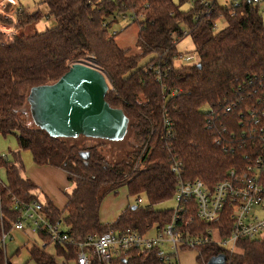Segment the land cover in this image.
Wrapping results in <instances>:
<instances>
[{"label":"trees","instance_id":"trees-1","mask_svg":"<svg viewBox=\"0 0 264 264\" xmlns=\"http://www.w3.org/2000/svg\"><path fill=\"white\" fill-rule=\"evenodd\" d=\"M48 13L30 14L22 7L20 27L55 18L57 25L30 37L6 42L0 32V135L15 136L19 149L0 156L6 180H0V239L25 207L36 203L53 224L76 241L128 229L147 234L165 228L173 210L155 211L154 206L176 196L179 177L172 161L181 164L183 181H202L212 189L229 178L231 170L247 171L264 164V16L262 4L238 0L220 6L217 0H43ZM189 3V8L183 6ZM130 17L140 31L133 55L116 41L111 28L117 17ZM220 18L227 26L218 33ZM1 22L11 23L0 19ZM193 38L198 63L175 66L181 56L178 41ZM151 57L145 65L143 58ZM92 59L109 81L106 101L129 118L128 133L137 146L120 162L111 161L102 145L87 148L78 139L53 138L34 123L28 124V96L32 88L54 84L77 62ZM208 107L207 112L202 108ZM128 135V134H127ZM71 140L75 141L72 143ZM107 142L106 140H102ZM110 142V141H108ZM22 151H29L38 166H52L68 173L74 185L66 194L64 209L50 199H40L39 187L23 176ZM87 152V158L81 156ZM137 163V165H136ZM126 188L129 198L142 199L124 210L114 223H102L104 199ZM194 220L191 235L230 236L231 210L219 221H201L191 202ZM195 229V231H194ZM44 240L47 235L41 234ZM70 249L75 251V247ZM34 264H63L47 251L28 248ZM198 264L225 254L227 264H264V238L244 239L231 251L208 242L197 248ZM62 254V251H59ZM159 248L147 253L131 251L113 264H167ZM73 257V252L68 258ZM6 253L0 246V264ZM92 264H100L93 257Z\"/></svg>","mask_w":264,"mask_h":264},{"label":"built area","instance_id":"built-area-1","mask_svg":"<svg viewBox=\"0 0 264 264\" xmlns=\"http://www.w3.org/2000/svg\"><path fill=\"white\" fill-rule=\"evenodd\" d=\"M190 1L195 4L199 0ZM233 2L237 4L238 0ZM254 2L263 4L264 0ZM11 6L16 7L15 0H0V19L11 20V23L0 21V32L6 35L8 43L14 42L16 37H30L57 25L55 18L44 17L20 27L22 23L18 19L20 10L11 16L9 10ZM179 58L184 62L190 61L186 56L181 55ZM261 131L263 132L261 141L264 144V129ZM258 163L244 172L231 170L227 180L210 189L200 180L183 181L180 178L181 164L172 161V172L179 177L175 196L177 206L165 228L147 234L130 229L123 233L110 231L101 236H88L78 242L71 239L60 226L53 225L42 213V206L35 202L25 207L9 231L2 233L0 246L7 256L5 264H12L6 244L8 240L12 242L15 240L16 233L23 234L25 238L20 251L24 248L27 252L28 248L45 250L63 264H92L94 256L100 264H113L114 258L119 255L127 257L131 251L144 254L156 248L163 251L162 260L167 264H180L179 249H197L208 242L217 243L233 251L240 240L260 239L259 237L264 235V218L255 214L257 208L264 206V164L260 161ZM192 201L195 203L197 217L209 224L219 221L225 209H230L232 219L230 236L225 239L219 238L217 229L210 230L209 237L191 235L187 226L194 220L189 216ZM137 202L143 203L142 199H138ZM29 233L35 235L37 239H31ZM41 234L47 235V240L41 238ZM71 246L75 247V251L70 249ZM51 248L53 252L49 251ZM59 251H62L61 255ZM72 252L73 257L69 259Z\"/></svg>","mask_w":264,"mask_h":264},{"label":"water","instance_id":"water-1","mask_svg":"<svg viewBox=\"0 0 264 264\" xmlns=\"http://www.w3.org/2000/svg\"><path fill=\"white\" fill-rule=\"evenodd\" d=\"M109 81L98 68L80 61L56 83L31 89L28 96L33 123L53 138L123 141L129 118L106 101ZM82 152L83 158L88 157ZM207 264H227L225 254Z\"/></svg>","mask_w":264,"mask_h":264},{"label":"rangeland","instance_id":"rangeland-1","mask_svg":"<svg viewBox=\"0 0 264 264\" xmlns=\"http://www.w3.org/2000/svg\"><path fill=\"white\" fill-rule=\"evenodd\" d=\"M16 5H27L26 7L29 8L30 14H34L36 12H42L43 14L48 13V8L43 0H15ZM177 3L179 0H175ZM219 5L224 7L233 3V0H217ZM189 3L183 6V9L186 10L189 8ZM264 6V3L262 4ZM264 10V9H263ZM264 16V12H263ZM227 26V22L224 18H220L217 22V25L214 28V33H218L223 30ZM140 31L139 25L132 24V20L130 17H117L116 22L113 24L111 28L112 34H117L116 41L122 48H129L131 49V53L133 55H138L140 53L139 49L136 47V42L138 39V33ZM178 52L182 56H186L190 59L189 62H184L179 57H176L174 60L175 66H191L198 63V55L196 53L195 43L193 38L189 35L184 37V39L178 41L177 43ZM151 60V57L143 58L140 62V65H145ZM84 64L97 68L96 63L92 59H86L83 61ZM27 114L28 124L30 126L33 125V120L31 118L29 107H25L23 110ZM203 112L208 111V107L202 108ZM72 143L75 141L71 140ZM78 145L85 146L87 148H91L93 146L102 145L103 152L108 156V158L113 162H120L127 158V153L133 149L134 146H137L134 136L131 133H128L126 138L121 142H105L102 140H94L88 138H80ZM18 142L15 136H2L0 135V156H7L10 155V159H14V152L17 151ZM21 157L23 162L25 163V170L28 171L31 159H30V152L22 151ZM137 165V163H136ZM25 173L23 174V176ZM25 177V176H24ZM0 180L4 183L6 180V172L3 168H0ZM43 197V196H42ZM108 197V196H107ZM106 197V198H107ZM118 201H122L126 197V193L122 189L118 190V195H116ZM114 197V198H115ZM105 198V199H106ZM42 199V198H41ZM104 199V200H105ZM143 203L140 204L142 206L147 205V201L145 196L142 197ZM130 205L137 204L136 198L129 199ZM177 206L176 198L162 202L156 206H154L155 211H170L174 210ZM264 207V206H263ZM258 213L261 217L264 218V208L258 210ZM62 229H66L64 225H61ZM31 239H37L35 235L29 233ZM217 237V236H216ZM264 238V235L259 237ZM25 242V238L20 235V233L15 234V240L12 242L10 240L7 241V249L8 255L11 259L12 264H34V261L31 260L30 254L26 251V249L20 248L22 247L23 243ZM231 248V247H230ZM49 251L53 252L52 248ZM179 262L180 264H198L197 257H198V250L197 249H179L178 251Z\"/></svg>","mask_w":264,"mask_h":264},{"label":"crops","instance_id":"crops-1","mask_svg":"<svg viewBox=\"0 0 264 264\" xmlns=\"http://www.w3.org/2000/svg\"><path fill=\"white\" fill-rule=\"evenodd\" d=\"M26 6L23 4L16 5V7L11 6L9 8L11 16L15 15L17 11H21L22 7ZM18 149L19 146H17L16 150ZM30 159L32 162H30L29 169L28 171H24L25 178H28L37 184L39 187L40 199L42 198V201L50 199L57 208L60 210L64 209L67 203L66 194L71 193L74 189V185L68 180V173L60 168L36 165L33 161L31 153ZM122 190L126 193V197L122 201H118L117 197H115L118 195V192L108 195V197L103 201L100 209V219L102 223H114L117 221L120 214L130 206L128 191L126 188H122ZM261 208L264 207H260L255 210V214L259 217L261 216L259 215L258 210ZM20 235L24 238L23 234Z\"/></svg>","mask_w":264,"mask_h":264}]
</instances>
